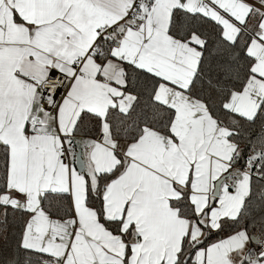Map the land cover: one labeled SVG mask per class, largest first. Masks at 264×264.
<instances>
[{"label": "snow or ice", "instance_id": "1", "mask_svg": "<svg viewBox=\"0 0 264 264\" xmlns=\"http://www.w3.org/2000/svg\"><path fill=\"white\" fill-rule=\"evenodd\" d=\"M0 264H264V0H0Z\"/></svg>", "mask_w": 264, "mask_h": 264}]
</instances>
